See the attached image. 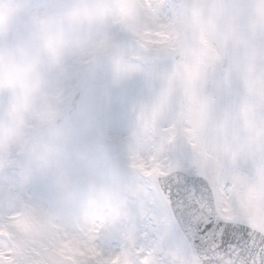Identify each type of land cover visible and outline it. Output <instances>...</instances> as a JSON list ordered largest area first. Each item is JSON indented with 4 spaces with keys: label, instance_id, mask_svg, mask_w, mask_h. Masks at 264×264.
Segmentation results:
<instances>
[{
    "label": "clouds",
    "instance_id": "9594fccd",
    "mask_svg": "<svg viewBox=\"0 0 264 264\" xmlns=\"http://www.w3.org/2000/svg\"><path fill=\"white\" fill-rule=\"evenodd\" d=\"M177 171L264 218V0H0V264H205Z\"/></svg>",
    "mask_w": 264,
    "mask_h": 264
},
{
    "label": "snow or ice",
    "instance_id": "6c2138e0",
    "mask_svg": "<svg viewBox=\"0 0 264 264\" xmlns=\"http://www.w3.org/2000/svg\"><path fill=\"white\" fill-rule=\"evenodd\" d=\"M161 196L191 230L205 264H264V218L246 219L218 198L205 178L177 171L164 176ZM166 190V197H165Z\"/></svg>",
    "mask_w": 264,
    "mask_h": 264
},
{
    "label": "rangeland",
    "instance_id": "374dc122",
    "mask_svg": "<svg viewBox=\"0 0 264 264\" xmlns=\"http://www.w3.org/2000/svg\"><path fill=\"white\" fill-rule=\"evenodd\" d=\"M114 123L119 122V111L117 110L113 117ZM165 201V200H164ZM160 216L163 220L167 222V233L169 236V239L177 241V242H185L184 238L182 237L181 233L179 232L178 227L174 223L170 211L168 209V206L165 202V206L160 209Z\"/></svg>",
    "mask_w": 264,
    "mask_h": 264
},
{
    "label": "water",
    "instance_id": "95a60500",
    "mask_svg": "<svg viewBox=\"0 0 264 264\" xmlns=\"http://www.w3.org/2000/svg\"><path fill=\"white\" fill-rule=\"evenodd\" d=\"M166 195H167V193H166V190H165V197H166ZM170 209L172 211V214L174 216L175 221L177 222L179 228L181 229L182 233L184 234L185 238L187 239L189 245H191L193 248H196V245L193 244V237H192L191 230H189L187 228V225H183L181 223V221L178 219V214L174 213L171 207H170Z\"/></svg>",
    "mask_w": 264,
    "mask_h": 264
}]
</instances>
